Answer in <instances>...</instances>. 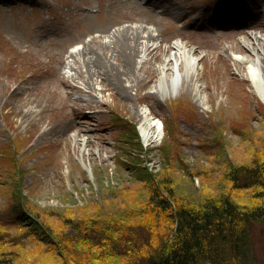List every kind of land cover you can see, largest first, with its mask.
I'll use <instances>...</instances> for the list:
<instances>
[{
  "label": "rangeland",
  "instance_id": "rangeland-1",
  "mask_svg": "<svg viewBox=\"0 0 264 264\" xmlns=\"http://www.w3.org/2000/svg\"><path fill=\"white\" fill-rule=\"evenodd\" d=\"M263 16L264 0H0V208L17 189L31 211L6 229L29 240L23 248L8 245L19 264H68L76 256L61 253L32 215L72 238L68 221L121 213L119 241L147 243L175 227L155 212V189L157 199L171 187L182 204L221 190L241 205L255 203L257 189H233L226 174L264 150V97L249 64L232 57L250 52L241 41L262 32ZM156 25L160 48L136 63L135 81L122 85L99 74L87 86L78 63L85 53L72 52L90 47L95 54L117 28ZM175 43L197 57V91L182 64L177 87L171 81L162 90L159 67L163 57L178 56ZM237 43V52L228 50ZM144 109L163 122L156 144L141 134ZM144 207L151 210L143 214ZM251 247L253 263L262 262L263 223ZM138 257L123 264H146Z\"/></svg>",
  "mask_w": 264,
  "mask_h": 264
},
{
  "label": "trees",
  "instance_id": "trees-1",
  "mask_svg": "<svg viewBox=\"0 0 264 264\" xmlns=\"http://www.w3.org/2000/svg\"><path fill=\"white\" fill-rule=\"evenodd\" d=\"M226 179L233 189H257L253 195L255 203L241 205L233 193L221 190L214 196L197 199L196 203L183 201L182 204L172 196L171 187L163 188V196L157 199L159 193L155 189L153 193L157 194L152 195L155 212L172 218L175 227L167 236L151 237L147 243L136 237L119 241L118 237L126 229L121 213L109 212L84 221L79 218L73 223L68 221L67 226L75 234L72 238L56 236L36 214L37 218L32 217L54 246H59L61 253L67 252L70 259L73 253L76 255L71 264H113L115 261V264H123L124 258L135 260L138 256L146 264H255L251 247L253 229L264 224V150L246 163L233 165ZM18 195L16 189L13 203L0 208V264H19L17 251L8 245L13 243L23 248L30 244L26 236L6 231L7 226L19 225L25 212H31ZM149 210L144 207L141 213ZM144 243L146 245L142 246ZM128 246L130 248H126ZM125 248L130 249L129 254L124 252ZM88 249L100 251L92 254ZM119 261L121 263H117ZM258 264H264V260Z\"/></svg>",
  "mask_w": 264,
  "mask_h": 264
},
{
  "label": "bare ground",
  "instance_id": "bare-ground-1",
  "mask_svg": "<svg viewBox=\"0 0 264 264\" xmlns=\"http://www.w3.org/2000/svg\"><path fill=\"white\" fill-rule=\"evenodd\" d=\"M257 26H260L262 32L259 33V31L253 30L249 33L252 39L241 41L245 47L247 46L246 48L250 52H246V50L245 52L240 51L243 53L242 57L234 55H232V57L235 60L241 59L240 61L249 64L250 76L257 85L259 93L264 97V20L257 23ZM158 28L157 25L155 28H150L147 31L144 29L133 30L132 27L117 28V31L114 30L109 34L110 40L102 44L100 51L95 54L92 53V51L87 52L85 49L90 50V47L84 48L85 46L82 47L84 48L82 51L79 50L76 53L72 52V56L85 53L82 59H79L78 63L81 71L83 73L87 72L85 77L88 76L90 78L87 81V86L93 87V77L99 74H104L107 78L122 85H124L125 82L132 83L135 81L137 78V72H135L136 63L141 62L146 54L149 58H153L160 48L159 44H155L156 40L159 38L158 31L156 32L155 30ZM175 48L178 55L177 57L174 58L172 55H167L161 60L159 68L162 74V90L165 92L167 90L165 84L167 85V82L171 81V84L174 85L173 87H177L176 80L180 79L181 76L177 68L179 64H182V66L186 68V79L190 78L191 82H193L194 90L197 91L198 86L195 81V77L197 76V57H195L192 50L187 48L184 43H175ZM236 48L240 49L238 43L237 47L234 45L228 46V50L231 49L233 52H237V50H235ZM117 57H121V59L117 60ZM220 63L221 62L217 60L214 64L216 72L221 71L218 69L221 65ZM222 64L224 63L222 62ZM225 65L227 66L228 64L225 63ZM167 68H174V72L166 76L165 70ZM237 68L242 71L238 65ZM219 74H221V72H219ZM90 80L93 82H90ZM127 97H130V95L127 94ZM139 116L140 131L143 139L152 144L158 143L163 136V122L153 117L151 112L146 109L141 111Z\"/></svg>",
  "mask_w": 264,
  "mask_h": 264
}]
</instances>
